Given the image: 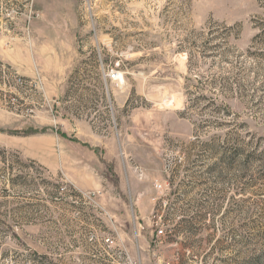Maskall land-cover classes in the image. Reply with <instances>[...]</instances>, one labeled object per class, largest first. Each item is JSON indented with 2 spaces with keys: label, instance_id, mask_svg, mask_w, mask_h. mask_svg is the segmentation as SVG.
I'll list each match as a JSON object with an SVG mask.
<instances>
[{
  "label": "rangeland",
  "instance_id": "rangeland-1",
  "mask_svg": "<svg viewBox=\"0 0 264 264\" xmlns=\"http://www.w3.org/2000/svg\"><path fill=\"white\" fill-rule=\"evenodd\" d=\"M262 159L264 0H0V264H264Z\"/></svg>",
  "mask_w": 264,
  "mask_h": 264
},
{
  "label": "trees",
  "instance_id": "trees-1",
  "mask_svg": "<svg viewBox=\"0 0 264 264\" xmlns=\"http://www.w3.org/2000/svg\"><path fill=\"white\" fill-rule=\"evenodd\" d=\"M212 32H214V31H209V34L211 35V34H213ZM259 34V33H258ZM212 39H219L217 42H215L213 45H211V46H213V47H216V49H218V52L219 53H221L220 52V50L224 47V46H226V39H224V38H222L221 37V34H215L214 36L212 35V37L210 38V39H208L207 38V40H205V41H203V44H202V46H203V48L205 49V48H208V43L212 40ZM238 55H240L239 53H236V56L238 57ZM47 128V127H46ZM42 129H36V128H33L32 129V131L33 132H39V131H41ZM50 130H52L51 128H50ZM236 140H238V137H236ZM235 140V141H236ZM236 143H237V141H236ZM254 148V147H253ZM216 154L217 155H222V151H218V152H216ZM242 154V149L238 146V145H235V147L233 148V150H232V153H231V157L232 158H237L239 155H241ZM246 157L251 161V160H253V159H261V157H262V155H261V152H256V151H252V152H248L247 154H246ZM263 161H264V159H262Z\"/></svg>",
  "mask_w": 264,
  "mask_h": 264
},
{
  "label": "built area",
  "instance_id": "built-area-1",
  "mask_svg": "<svg viewBox=\"0 0 264 264\" xmlns=\"http://www.w3.org/2000/svg\"><path fill=\"white\" fill-rule=\"evenodd\" d=\"M106 78L110 80H118L119 79V73L116 69H111L108 73H106ZM158 234H163V229L161 226H159Z\"/></svg>",
  "mask_w": 264,
  "mask_h": 264
},
{
  "label": "crops",
  "instance_id": "crops-1",
  "mask_svg": "<svg viewBox=\"0 0 264 264\" xmlns=\"http://www.w3.org/2000/svg\"><path fill=\"white\" fill-rule=\"evenodd\" d=\"M64 71H65V68H63V67L58 68V73H63Z\"/></svg>",
  "mask_w": 264,
  "mask_h": 264
}]
</instances>
